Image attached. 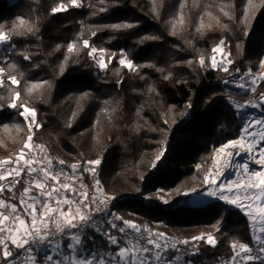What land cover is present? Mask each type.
<instances>
[{
	"label": "trees",
	"instance_id": "trees-1",
	"mask_svg": "<svg viewBox=\"0 0 264 264\" xmlns=\"http://www.w3.org/2000/svg\"><path fill=\"white\" fill-rule=\"evenodd\" d=\"M60 5L66 10L53 13ZM116 24L132 27L113 29ZM0 29L9 35L0 46V160L15 161L30 143L44 145L43 154L54 162H79L86 185L99 180L114 197L111 209L122 217L120 226L126 219L150 232L181 235L188 248L198 245L199 255H185L182 264H222L233 242L255 244L240 209L225 201L193 205L188 196L204 188L215 149L241 134L228 99L264 98V78L255 92L234 85L248 69L263 68L264 0H80L79 7L70 0H0ZM84 39L106 49V69L88 56ZM221 40L232 62L227 73L211 67ZM69 43L76 44L72 53ZM121 54L133 70L119 64ZM16 91L17 107L10 108ZM21 105L36 110L41 127L33 124L29 132ZM95 160L99 165L87 163ZM25 179L22 173L13 191H4L15 195L16 205ZM87 232L95 239L87 253L116 251L94 230ZM209 234L215 248L193 241Z\"/></svg>",
	"mask_w": 264,
	"mask_h": 264
},
{
	"label": "snow or ice",
	"instance_id": "snow-or-ice-1",
	"mask_svg": "<svg viewBox=\"0 0 264 264\" xmlns=\"http://www.w3.org/2000/svg\"><path fill=\"white\" fill-rule=\"evenodd\" d=\"M70 2L73 7L80 6V0H70ZM100 2L104 3V0ZM61 10H66L64 5L53 8L52 12ZM105 10L100 9V11ZM224 14L229 15L227 11ZM111 27L118 30L131 28L132 25L116 24ZM199 30L198 28L197 31ZM92 35L95 36L96 33L92 32ZM8 43L9 35L0 29V46ZM82 43L84 48L90 49L88 56L97 62L99 68L106 69L107 63L104 56L106 49L93 47L87 39H84ZM223 46L224 41L221 40L212 52H220ZM75 48V43H69L67 51L72 53ZM97 53L99 55H96ZM24 59L28 60L29 57L25 55ZM231 63L228 61V64ZM119 64L129 70L135 67L133 62L123 54H121ZM199 64L202 67L205 65L203 57L200 58ZM261 66L264 67V61H261ZM211 67L213 69L219 67L220 70L229 72V68L223 62L217 64L215 56L211 58ZM3 71L4 69L0 68V73ZM236 71L239 72V69ZM3 83V80H0V86ZM11 83L18 84L16 77L11 78ZM224 83L228 84L230 81L225 80ZM251 84L253 87L250 91L255 92L256 80L253 79ZM236 86L248 90L246 83H237ZM33 87H38V85L34 84ZM19 96L20 93L16 91L13 101L8 105L10 108L17 107L15 100L19 99ZM251 106L256 107L257 105L252 103ZM21 107L23 111L20 115L28 122L31 133V126L36 124L37 112L34 108L24 105ZM234 107L241 109L244 105L234 103ZM29 117H31L30 120ZM262 124H264L262 120L255 121V125ZM36 126L41 127L38 124ZM251 127V122H245L238 139L228 141L217 149L213 161L217 165L214 174L204 176L205 184L214 189L207 191L206 195L223 200L240 209L253 229V242L258 245L256 254H253L254 250L249 244L239 240L233 242L230 245L232 255L222 264H256V262L264 264V171L250 172L247 163L234 165L232 159L233 150L252 152L253 144L256 143V133L250 131ZM246 136L252 139L246 141ZM260 139L264 141V131L261 132ZM32 140L33 136L29 134L27 141ZM25 149H28L27 154ZM34 150H36L35 155H33ZM44 152V145H33L30 148L29 143H25L15 161L0 160V181L5 180L7 176L13 178L6 189L8 192H12L15 185L19 183L16 177H20L22 173L27 177L19 195V209L22 211L18 210L16 204L0 199V264H41V256L43 264H113V262L114 264H182L185 255H199V246L193 243L191 248H188V240L169 243L168 239H161L165 237V233H152L147 227L141 229L140 226L126 219L122 221L124 226L118 227L117 221H121L122 217L109 211V202L114 197L104 193L105 198L103 199L95 194L89 198L82 179L79 188L75 186V183L65 182L62 179L66 175L63 168L54 169L53 158L47 154L41 155ZM163 154L161 150L156 160H159ZM261 161H264V148L260 149L259 160L256 162ZM58 163L63 165L65 162L60 160ZM87 163L99 165L100 161H88ZM4 165L14 166L4 169ZM155 166L153 162L152 167ZM233 166L242 172L244 178H238L226 184L218 183L214 176L223 177L226 171ZM71 168L75 172L77 165L73 164ZM84 171L94 172V169L85 168ZM69 179L73 178L69 177ZM96 188L97 191L103 192L99 180L96 181ZM4 191L5 188L0 185V194ZM225 191L230 194L225 195ZM13 198H16L15 195ZM97 216L101 218L98 220L95 218ZM87 229L94 230L107 241L110 248H115L116 251L109 252L107 258L99 250L85 255L88 241L95 244V239L88 234ZM111 230H116L120 237ZM201 240L212 248L217 246L216 238L210 234L206 237L201 235L193 238V241ZM180 245L185 246V251H181ZM13 249L16 250L15 253ZM169 252L175 255L169 256ZM188 264L192 262L189 261Z\"/></svg>",
	"mask_w": 264,
	"mask_h": 264
},
{
	"label": "rangeland",
	"instance_id": "rangeland-1",
	"mask_svg": "<svg viewBox=\"0 0 264 264\" xmlns=\"http://www.w3.org/2000/svg\"><path fill=\"white\" fill-rule=\"evenodd\" d=\"M96 55H99V54H96ZM216 57V61H217V64L219 65L221 62H223L226 66L228 65L227 63V59H226V56L222 53V49L220 52H217V53H214V55ZM200 60V59H199ZM199 60L197 61L198 64H199ZM200 65V64H199ZM248 71H251L253 72L251 69H248L246 71V76L245 77H242L240 80H238L236 83H234V85L236 86L237 83H246L248 85V90L251 89V87H253V85L251 84V81L253 80L252 77L249 75V73H247ZM255 74H258L259 75V79H263L264 78V67L262 68V70L259 72V73H256V72H253ZM260 80H257L256 81V85H254V87H257ZM237 87V86H236ZM241 92H244V91H247L245 89H241L239 87H237ZM264 100V98L262 99ZM262 100H261V103H257V102H236L232 99H228V102L229 104L232 106V108L235 110L236 112V116L237 118L239 119L240 121V124H241V131H242V126L245 124V122H251L252 123V127L250 129V131H254L255 128L259 125H255V121L256 120H262L264 121V103H262ZM234 102L235 104H241V105H244L243 108L241 109H237L234 107ZM254 103L256 104L257 106L256 107H252L251 104ZM263 105V106H262ZM31 119V117H29V120ZM240 137V136H239ZM238 137V138H239ZM249 138V137H247ZM252 139V138H250ZM30 143H29V147H30ZM261 145L264 147V141L261 142ZM28 150V149H27ZM26 150V151H27ZM212 160H213V157H212ZM213 162H211V165H212ZM262 164L264 165V161L262 162ZM4 169H7L8 167L7 166H3ZM211 167V166H210ZM250 172H260V171H264V167L259 170L258 168L256 167H251L249 168ZM211 172V171H210ZM206 175H213L212 173L210 174H206ZM240 178H244L243 177V174L242 172H240ZM27 178V177H26ZM215 178V176H214ZM223 178H225L226 180H237V178L233 175H229L227 173H225V175L223 177H221L220 179H217L218 183L221 184V181L223 180ZM12 176H7L5 180L3 181H0V185H2L4 188H5V191H7L6 189L8 188L9 186V183L10 181L12 180ZM16 179V178H15ZM14 189V188H13ZM23 190V189H22ZM22 190L20 191V193L22 192ZM214 190L212 187H209L207 184H205L204 182V188L200 191V192H197V193H191L189 194L188 196V200L191 204L193 205H202L204 203H207V202H210V201H223V200H219L215 197H210L208 195H206V192L207 191H212ZM13 191V190H12ZM19 193V195H20ZM4 192L2 194H0V197L1 199H4L5 201L9 202V203H14L13 202V196H4L3 195ZM188 193L185 192L184 195H187ZM225 195H229L230 193H228L227 191H225L224 193ZM19 199H18V210H21L22 209H19ZM15 204V203H14ZM233 206V205H232ZM7 223V222H6ZM124 226V225H123ZM152 233H158V232H152ZM118 237H120V234L117 232L115 233ZM168 239L169 243H171L172 241H183V240H186L183 236L181 235H175V236H167L165 235L164 238H161V239ZM123 238L121 237V240ZM87 251L85 250V255H87ZM102 254V253H101ZM105 258H107V255L104 256ZM42 263V262H41ZM114 264V262H113Z\"/></svg>",
	"mask_w": 264,
	"mask_h": 264
},
{
	"label": "built area",
	"instance_id": "built-area-1",
	"mask_svg": "<svg viewBox=\"0 0 264 264\" xmlns=\"http://www.w3.org/2000/svg\"><path fill=\"white\" fill-rule=\"evenodd\" d=\"M247 73H249V75L252 77V79H255L256 81L257 80H260L259 79V75L258 74H255V73H253V72H251V71H248ZM240 132H242L241 130H240ZM240 136H241V134H240ZM33 146H30V148H32ZM27 153H28V151H27ZM26 153V154H27ZM36 154V150H34L33 151V155H35ZM41 155H44L43 153L41 154ZM215 157V156H214ZM214 157H213V160H212V162L214 161ZM38 159H39V157H38ZM54 162V161H53ZM73 164H76L77 165V170L75 171V172H73V170H72V168H71V165H73ZM12 166H14V165H12ZM53 167H54V169H56V170H59V169H61V168H63V170H64V172L66 173V175L64 176V177H62V179H64V181L65 182H68V183H70V184H72V183H75V186L77 187V188H79V186H80V180L82 179V181H83V184L86 186V188H87V193H88V197L89 198H91V196L93 195V194H95L97 197H99V198H101V199H103V198H105L104 197V190H103V192H100V191H97V188H96V183L95 184H93L92 186H87L86 185V181H85V178H84V175H83V173H82V166H81V164L79 163V162H77V161H73V162H71L70 164H67L66 162L63 164V165H60L58 162H54L53 163ZM213 168V163H212V167L211 168H209V171H208V173L207 174H210L211 172V169ZM213 174V173H212ZM69 177H72L73 179H69ZM100 187L102 188V186L100 185ZM103 189V188H102ZM0 199H1V197H0ZM87 202V201H86ZM111 203H112V200L109 202V211L111 212V213H115L116 214V212L114 211V210H112L111 209ZM96 219H100L101 217L100 216H97V217H95ZM117 225H118V227L120 226L119 225V221H117ZM87 230H89V229H87ZM86 230V231H87ZM252 248H253V250H254V252H253V254H256V249L258 248V245L255 243L253 246H252Z\"/></svg>",
	"mask_w": 264,
	"mask_h": 264
},
{
	"label": "bare ground",
	"instance_id": "bare-ground-1",
	"mask_svg": "<svg viewBox=\"0 0 264 264\" xmlns=\"http://www.w3.org/2000/svg\"><path fill=\"white\" fill-rule=\"evenodd\" d=\"M262 131H264V124H262V125H259V126H257L256 128H255V130L253 131V132H255L256 133V135H255V141H256V143H254L253 144V150H252V152L251 153H248V152H246V151H244V150H239L238 152L237 151H235V150H233L234 151V156H233V164L235 165V164H241V163H247L248 164V166H249V168H251V167H256V168H258L259 170H261L263 167H264V165L262 164V162L263 161H261L260 163H257L256 161L257 160H259V151H260V149L261 148H264L262 145H261V139H260V135H261V132ZM247 137H249V136H246L245 137V139H246V141H248V140H251L250 138L251 137H249V138H247ZM246 147H247V143H246ZM220 148V147H219ZM218 148V149H219ZM215 156H216V154H215ZM217 167V165H215L214 163H213V168L211 169V173H213L214 174V169ZM240 170L239 169H237V168H235L234 166L232 167V168H230V169H228L227 171H226V173L227 174H229V175H233V176H235L237 179L238 178H240ZM221 177H219V176H215V179L217 180V179H220ZM230 181H235L234 179H232V180H226L225 178H223V180L221 181V184H226V183H228V182H230ZM234 188H235V186H234Z\"/></svg>",
	"mask_w": 264,
	"mask_h": 264
},
{
	"label": "water",
	"instance_id": "water-1",
	"mask_svg": "<svg viewBox=\"0 0 264 264\" xmlns=\"http://www.w3.org/2000/svg\"><path fill=\"white\" fill-rule=\"evenodd\" d=\"M237 139H238V138H237ZM234 140H235V139H234ZM220 147H221V146H220ZM218 148H219V147H218ZM218 148L215 149L213 157L215 156L216 151H217ZM211 167H212V165H211ZM211 167H210V168H211Z\"/></svg>",
	"mask_w": 264,
	"mask_h": 264
},
{
	"label": "crops",
	"instance_id": "crops-1",
	"mask_svg": "<svg viewBox=\"0 0 264 264\" xmlns=\"http://www.w3.org/2000/svg\"><path fill=\"white\" fill-rule=\"evenodd\" d=\"M42 263L41 264H43V260H40Z\"/></svg>",
	"mask_w": 264,
	"mask_h": 264
}]
</instances>
